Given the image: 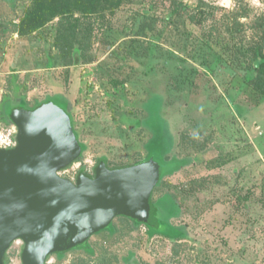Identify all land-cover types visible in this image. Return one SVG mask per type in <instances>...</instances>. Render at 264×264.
<instances>
[{"label":"rangeland","instance_id":"1","mask_svg":"<svg viewBox=\"0 0 264 264\" xmlns=\"http://www.w3.org/2000/svg\"><path fill=\"white\" fill-rule=\"evenodd\" d=\"M173 1L0 0L3 124L14 105L69 112L83 148L60 176L73 181L101 157L176 169L151 197L177 234L117 216L52 264H264V96L251 82L264 0H176L190 13Z\"/></svg>","mask_w":264,"mask_h":264},{"label":"water","instance_id":"2","mask_svg":"<svg viewBox=\"0 0 264 264\" xmlns=\"http://www.w3.org/2000/svg\"><path fill=\"white\" fill-rule=\"evenodd\" d=\"M8 123L16 145L0 148V264L21 239L22 264L70 250L105 229L117 216L144 220L158 172L152 163L125 169L95 168L75 181L58 172L81 153L70 115L52 101L14 107Z\"/></svg>","mask_w":264,"mask_h":264},{"label":"trees","instance_id":"3","mask_svg":"<svg viewBox=\"0 0 264 264\" xmlns=\"http://www.w3.org/2000/svg\"><path fill=\"white\" fill-rule=\"evenodd\" d=\"M100 1L101 0H94V2H96V3L100 2ZM67 3H68V0H67ZM173 3L175 4L177 10L181 9L182 11H185L187 13H190V11L193 12V11L196 10V9H190L187 5L183 4L180 1H176L175 0V1H173ZM190 16H191V18H194L193 15H190ZM235 20L238 23L237 18ZM262 49H263V43L260 46H258V50H255V49L252 50V56H254L256 58V61H255L256 75L252 78L251 82H252V86H253L254 90L257 93H259L260 95L264 96V53H263ZM71 50H72V54H74L73 56L75 57L74 58V64L75 65L79 64L80 63V61H79L80 47L78 45H72L71 46ZM47 101H49V100L42 101V102L38 103L36 106H38V105H40V104H42L44 102H47ZM17 106H20V105H14V106H12V108L13 107H17ZM36 106H34V107H36ZM67 113L69 114V112H67ZM71 122H72V118H71ZM82 148H83V145H81V151H82ZM80 157H81V153H80L79 157L74 162L79 160ZM100 163H104L105 166L107 168H109L107 159L105 157H101V158L98 159L96 165L93 167V172L92 173L87 172V170L83 166L79 167L77 172H76V174H75V180H76V178L78 177L79 174H84V175H87V176L93 178L95 176V168ZM145 163H152V162H149V161H146L145 159H143V160L136 161L134 163L125 165V168L126 167H132V166L140 165V164H145ZM153 165L155 166L156 164H153ZM117 168H119V167H117ZM156 168H158V166ZM174 170H176V169H174ZM174 170H169L168 172H165L164 170L158 168L157 169L158 176H157V180L155 182V185L153 187V190L158 186L159 182L161 181V179L163 178L164 175L169 174V173L173 172ZM65 178H67V177H65ZM151 195H152V193H151ZM159 203L155 204L152 201V197H151L149 213H148L147 217L144 220L134 219V218L127 217V216H123V217L128 218V219H130V220H132L134 222H137V223H141L142 222V223L146 224L148 226V229H149L150 233L161 232V233H164V234H167V235H170V236H172L174 234H177L179 229L177 227L169 225L168 223H164V226L166 228H168L169 231L161 230V226H163V224L162 225L160 224L161 223L160 222L161 219H158L157 216L155 217L157 211L159 210ZM4 262H5V264H7L5 258H4ZM130 264H135V263H130Z\"/></svg>","mask_w":264,"mask_h":264},{"label":"built area","instance_id":"4","mask_svg":"<svg viewBox=\"0 0 264 264\" xmlns=\"http://www.w3.org/2000/svg\"><path fill=\"white\" fill-rule=\"evenodd\" d=\"M16 135H17V127L14 124L12 123L3 124L0 121V148L14 147L16 145ZM68 167L60 170L58 174L60 175V172L63 170L66 171ZM76 172L77 171H74V175L76 174ZM46 263L52 264L51 261L48 259H46Z\"/></svg>","mask_w":264,"mask_h":264},{"label":"flooded vegetation","instance_id":"5","mask_svg":"<svg viewBox=\"0 0 264 264\" xmlns=\"http://www.w3.org/2000/svg\"><path fill=\"white\" fill-rule=\"evenodd\" d=\"M73 249V248H72Z\"/></svg>","mask_w":264,"mask_h":264}]
</instances>
